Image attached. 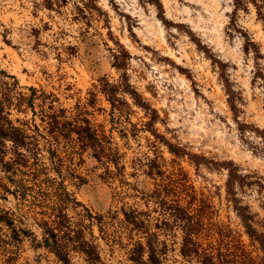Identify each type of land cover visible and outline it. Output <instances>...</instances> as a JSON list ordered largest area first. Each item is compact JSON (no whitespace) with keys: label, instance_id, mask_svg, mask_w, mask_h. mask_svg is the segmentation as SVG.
Returning a JSON list of instances; mask_svg holds the SVG:
<instances>
[{"label":"rangeland","instance_id":"374dc122","mask_svg":"<svg viewBox=\"0 0 264 264\" xmlns=\"http://www.w3.org/2000/svg\"><path fill=\"white\" fill-rule=\"evenodd\" d=\"M43 2L0 0V71L15 76L25 89L54 93L70 115L77 104H86L89 92H97L91 117L111 132L124 169L117 172L110 165L108 170L90 152L60 151L68 190L103 218L101 230L97 223L93 228L99 264H136L130 256L141 235L125 221L130 210L145 212L150 229L165 242L163 264H202L199 256L181 254L179 229L159 228L166 217L148 197L155 182L140 167L141 161L156 156H163L169 167L177 160L195 194L213 204L215 220L239 232L247 249L263 256L227 194L228 172L221 164L238 166L244 179L236 185L235 197L249 207L254 227L264 234V0H248L237 11L234 0H93L92 8L84 6L90 0H68L52 10ZM249 39L255 48L247 52ZM124 50L130 54V84L159 114L157 133L205 157L207 165L172 155L160 137L144 128L148 117L130 98L127 115H110L100 81L118 84L123 71L115 68V55L124 57ZM7 198L0 195V207L21 217L18 202ZM78 212L84 211L69 212L74 221ZM31 214L24 213L17 225L41 238ZM71 263L88 264L77 253ZM0 264L63 263L24 238L0 246Z\"/></svg>","mask_w":264,"mask_h":264},{"label":"trees","instance_id":"16d2710c","mask_svg":"<svg viewBox=\"0 0 264 264\" xmlns=\"http://www.w3.org/2000/svg\"><path fill=\"white\" fill-rule=\"evenodd\" d=\"M246 1L234 0L236 11L244 7ZM67 2L44 0L43 4L52 10ZM84 6L94 7L93 0ZM251 47L254 49L255 44L249 39L246 51L249 52ZM129 57L126 50L122 58L121 53L115 55V68L123 71L118 84L107 79L100 81L99 92L111 106L110 115H115V112L127 115L131 109L130 98L132 105L142 109L148 117L144 128L155 137H160V142L172 155L188 157L197 166L207 165L205 157L194 155L157 133L155 124L160 119L158 112L128 79L126 61ZM98 101L97 92L91 91L86 104H77L70 115L66 108L59 105L60 100L54 93L34 86L25 89L15 76L0 71V195L5 200H8V195L13 196L18 202V211L32 213L33 220L41 229L39 238L31 230L17 225L20 221L18 218L22 221L25 219L23 214L18 217L14 210L0 207V246L7 248L26 238L36 248L53 253L63 264H72L73 253L82 255L88 264L102 262L93 228L97 223L101 230L103 218L94 216L68 190L63 180L64 152L60 151L66 147L67 151L77 149L90 152L108 170L112 165L117 172H122V154L111 132L105 124L94 122L91 117L90 108L95 109ZM231 106L234 108L233 103ZM14 113L18 115L17 118H13ZM19 115H23L24 119ZM30 115L31 118H28ZM221 165L228 172L227 194L246 234L264 254V234L254 227V216L249 207L242 206L235 197L236 185L241 186L244 177L234 162ZM141 166L155 182V188L148 197L166 217L159 228L167 231L179 229L182 232L181 254L184 257L199 256L202 264H264V255L250 252L239 232L215 220L213 204L204 196L195 194L187 173L177 160H173L169 167L163 156H156L141 161ZM78 208L84 212H78V219L74 221L69 212ZM124 215L126 223L141 235L130 259L136 264H163L166 244L160 241L158 233L150 229L148 219L143 216L145 212L130 210ZM9 257L12 259L14 255L10 254Z\"/></svg>","mask_w":264,"mask_h":264}]
</instances>
